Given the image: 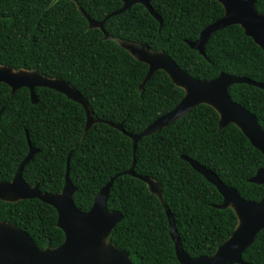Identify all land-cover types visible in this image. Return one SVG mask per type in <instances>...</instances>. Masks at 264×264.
<instances>
[{
	"label": "trees",
	"instance_id": "1",
	"mask_svg": "<svg viewBox=\"0 0 264 264\" xmlns=\"http://www.w3.org/2000/svg\"><path fill=\"white\" fill-rule=\"evenodd\" d=\"M122 1L0 0V65L67 82L97 120L85 131L84 108L63 94L35 88L33 104L27 88L11 93L0 83V181L13 178L29 141L37 153L24 166L22 180L37 185L41 193L59 194L68 167L79 211H88L95 194L117 175L106 209L120 212L122 219L106 242L133 264H179L165 208L186 255L211 256L238 220L232 208L215 207L221 195L181 156L215 173L242 199L255 202L264 195V184L248 180L264 166L263 156L234 124L219 128L218 113L200 104L136 145L134 172L157 182L161 198L124 174L133 161L129 135L141 133L173 109L184 90L161 70L140 89L148 67L120 43L144 44L194 79L209 81L225 73L263 85L264 52L237 25L214 33L204 45L205 56L187 45L223 15L215 0H149L161 24L134 4L106 19L102 30L89 27L88 20H104ZM255 10L264 13V0L255 1ZM228 95L264 128V90L235 84ZM110 124H120L123 132ZM0 222L27 232L40 250L64 240L55 209L37 199L0 200ZM242 260L264 264V228L243 251Z\"/></svg>",
	"mask_w": 264,
	"mask_h": 264
},
{
	"label": "water",
	"instance_id": "2",
	"mask_svg": "<svg viewBox=\"0 0 264 264\" xmlns=\"http://www.w3.org/2000/svg\"><path fill=\"white\" fill-rule=\"evenodd\" d=\"M221 4L224 13L221 17L199 34L187 45L204 55V45L217 31L227 26L237 25L244 34L251 38L264 52V13L255 10L256 0H215ZM134 4L142 5L155 20L162 23L161 18L151 9L149 0H123L121 7L104 20L95 22L88 20L90 28L102 30L104 21L111 16L120 14ZM120 45L140 62L147 65V73L140 85V89L158 70L164 71L171 81L184 90V96L179 103L164 115L158 117L141 133L129 135L133 146V161L124 174L144 182L149 192L161 198L160 187L157 182L147 176H140L134 172L135 148L145 136H149L160 129L172 124L185 116L200 104L212 107L219 116L218 126L224 128L234 124L248 139L250 144L263 156L264 160V128L260 127L255 116L240 104L229 98L228 90L235 84H247L264 90V85L245 77L219 74L209 81L191 78L181 70L168 56L162 53L150 52L146 45H135L122 42ZM0 83L6 84L11 93L21 88H27L30 100L36 103L35 88H49L55 90L78 104L85 111L87 131L97 120L92 118L89 107L80 93L67 82L60 79H50L36 72L25 70L14 71L0 65ZM112 125L123 132L121 125ZM29 151L20 163L13 178L9 182L0 181V200L14 202L18 200L37 199L53 207L57 213V226L64 234L63 242L55 248L40 250L36 247L27 232L11 225L0 222V264H133L130 258L121 250L106 242L114 226L120 222L122 215L118 211L106 209L110 187L117 175L95 194L92 206L88 211H79L72 200L75 187L68 179V167L65 173L64 186L59 194L41 193L37 185L30 187L22 180L24 166L37 153L28 141ZM186 161L194 171L202 175L212 184L222 197L218 209L232 208L238 224L230 237L223 242L211 256L190 258L183 251L181 242L176 233L171 213L165 208L168 220V232L173 242L174 252L179 264H247L242 260L243 251L253 242L256 234L264 228V195L257 202L242 199L233 188L222 183L215 173L204 168L197 161L184 155ZM69 161V157L67 163ZM257 185L264 184V166L248 180ZM11 199V200H8Z\"/></svg>",
	"mask_w": 264,
	"mask_h": 264
},
{
	"label": "rangeland",
	"instance_id": "3",
	"mask_svg": "<svg viewBox=\"0 0 264 264\" xmlns=\"http://www.w3.org/2000/svg\"><path fill=\"white\" fill-rule=\"evenodd\" d=\"M8 200H11V199H8Z\"/></svg>",
	"mask_w": 264,
	"mask_h": 264
}]
</instances>
